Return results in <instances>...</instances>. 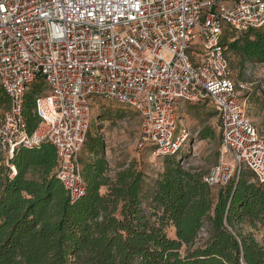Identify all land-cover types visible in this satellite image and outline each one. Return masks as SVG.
Segmentation results:
<instances>
[{"label":"built area","instance_id":"obj_1","mask_svg":"<svg viewBox=\"0 0 264 264\" xmlns=\"http://www.w3.org/2000/svg\"><path fill=\"white\" fill-rule=\"evenodd\" d=\"M264 27V0H0V85L9 108L0 121L7 160L19 147L47 140L57 152V177L74 202L85 193L79 163L102 97L142 117L137 146L154 158L185 145L181 102L208 98L217 110L223 153L204 176L227 184L242 169L264 183V136L230 68L224 32ZM39 123L24 114L30 86ZM16 174L13 170L11 177Z\"/></svg>","mask_w":264,"mask_h":264},{"label":"trees","instance_id":"obj_2","mask_svg":"<svg viewBox=\"0 0 264 264\" xmlns=\"http://www.w3.org/2000/svg\"><path fill=\"white\" fill-rule=\"evenodd\" d=\"M234 32L223 43L239 66L264 63V27ZM39 87L25 98L30 132L40 120L34 112ZM9 105L0 85V107L6 111ZM189 135L175 154L160 156L164 169L149 196L150 213L146 173L125 163L111 176L98 134H87L94 158L81 159L86 190L74 202L57 177L51 142L19 147L9 160L0 149V264H264V245L240 228L244 222L264 226V183L245 168L227 184L210 186L208 171L183 165ZM198 136L217 137L209 127ZM206 225L209 236L199 243Z\"/></svg>","mask_w":264,"mask_h":264},{"label":"rangeland","instance_id":"obj_3","mask_svg":"<svg viewBox=\"0 0 264 264\" xmlns=\"http://www.w3.org/2000/svg\"><path fill=\"white\" fill-rule=\"evenodd\" d=\"M235 32L227 29L224 38L230 41ZM232 77L236 81L243 100L247 105V113L253 123L264 136V63H247L239 66V58L233 53L228 54ZM40 86L39 93H45L47 88L42 80L35 81L29 88ZM5 112V107H0V121ZM179 127L185 126L189 130V141L181 152L183 165L193 167L203 173L209 171L216 165L223 153L222 134L218 113L210 100L181 102L178 107ZM100 122V125H98ZM211 128L217 135L214 139L201 140L198 132L204 128ZM142 117L133 108L111 101L102 97L92 100V121L90 131L92 135L98 134L104 144V153L113 165L134 163L138 165L147 175L145 185L146 199L145 207L150 213V198L154 181L164 169V158H154L149 148L140 149L137 146L141 135ZM87 143V141H86ZM83 146L79 153L81 159H93L94 156L88 151L87 145ZM250 172L249 169L244 170ZM252 173V172H250ZM244 233H252L256 239L264 245V226L251 227L247 222L240 226ZM206 225L199 238L203 243L208 235ZM169 235H174L173 228H168Z\"/></svg>","mask_w":264,"mask_h":264},{"label":"crops","instance_id":"obj_4","mask_svg":"<svg viewBox=\"0 0 264 264\" xmlns=\"http://www.w3.org/2000/svg\"><path fill=\"white\" fill-rule=\"evenodd\" d=\"M98 125H100V122H99V124ZM91 127V126H90ZM121 165H113V164H111V170H110V174H111V176H114L115 175V173H116V171L117 170H119L121 167H120Z\"/></svg>","mask_w":264,"mask_h":264}]
</instances>
